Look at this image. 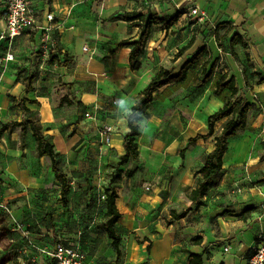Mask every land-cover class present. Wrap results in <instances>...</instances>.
Wrapping results in <instances>:
<instances>
[{
  "label": "crops",
  "instance_id": "1",
  "mask_svg": "<svg viewBox=\"0 0 264 264\" xmlns=\"http://www.w3.org/2000/svg\"><path fill=\"white\" fill-rule=\"evenodd\" d=\"M30 2L38 9L36 17L41 23H47L46 12H53L55 18L50 25L61 48L57 58L69 63L60 67L54 56L39 53L38 32L24 34L11 43L0 37V65L6 64L0 75V123L22 121L24 114L17 104L22 98L28 99L26 106L31 112L27 118L39 120L44 135L59 152L72 185L78 175L92 179L83 166L93 172L102 171V166L91 164L97 159L101 164L118 161L125 153L128 116L153 75L161 67L172 68L177 73L197 51L206 48L202 61L209 60L215 65L206 86L197 87L202 72L199 64L189 71L184 82L168 84L156 91L153 101L137 114L139 128L142 122L154 125L148 145L161 157L155 168L143 159L140 128L136 139L140 157L134 175L125 177L127 168L120 166L121 179L110 185L117 190L116 205L121 212L115 224L116 232L122 237L120 257L124 253L133 264H188L191 253H201L203 264H248L256 239L264 232V82L258 83L259 75L264 77V0ZM3 4L4 0H0V36L6 26ZM194 8L198 10L196 15L191 13ZM126 12L146 16L155 13L164 18L180 14L168 30L158 25L152 27L137 70L130 66L131 47L118 45L138 39L141 33L136 22L123 20ZM201 14L203 18L199 21ZM225 22H228L226 27L219 28L220 41L227 28L233 29L228 31L221 41L224 46L220 47L215 29ZM235 32L242 36L244 43L235 45L232 54L230 41ZM203 33L209 35L199 37ZM193 36L191 47L175 58L178 47L187 44ZM27 40H32V45L22 44ZM225 73L234 77L252 107L246 128L229 141L215 184L204 197L192 203L188 195L200 178L196 172L214 149L215 140L191 144L189 139L206 132L208 116L223 106L222 97L214 94V86ZM28 76H33V89L29 92L24 81ZM64 96L74 103L61 105ZM225 120L216 123L217 133ZM105 125L113 129L108 151L99 149L104 141ZM36 147L29 126L24 148L21 127L10 126L0 139V206L9 203L16 224L18 221L26 224L28 217H33L24 213L33 212L27 208L26 198L60 189L50 158L39 157ZM196 148L198 155L192 156ZM180 150L184 158L178 155ZM170 152L176 154L175 163L169 157ZM161 171L170 176L163 179ZM161 179L164 181L159 186ZM143 180V186L139 185ZM147 184L151 185L150 190L145 189ZM110 186L108 183L106 188ZM71 197L72 191L66 206L60 202L66 211L61 221L69 227L72 225L69 211H73ZM188 207L192 210L187 216L166 223L172 209L181 211ZM105 221L106 217L101 223ZM87 222L92 228L99 219L90 216ZM100 235L106 246L112 242L104 230H100ZM90 239L94 241L92 247L88 246L91 264H103L106 255L117 256L112 246L106 252L93 236ZM158 244L164 247V254L159 258L155 255ZM224 246H230L229 252H224Z\"/></svg>",
  "mask_w": 264,
  "mask_h": 264
},
{
  "label": "trees",
  "instance_id": "2",
  "mask_svg": "<svg viewBox=\"0 0 264 264\" xmlns=\"http://www.w3.org/2000/svg\"><path fill=\"white\" fill-rule=\"evenodd\" d=\"M180 17L179 13L174 14L171 17L164 18L160 17L155 13H151L148 16L138 13V12H126L122 15L123 20L136 22V26L139 27L141 33L138 39L130 42H119V46L131 47V51L129 53V61L132 70H137L141 67V62L139 61L140 57L146 52L147 41L150 38L152 27L154 25L160 26L162 30L170 29ZM226 23H220L217 25L215 29L216 38L219 40L220 47H223V43L221 42L228 31L232 30V27L227 28L225 33L223 34L222 40L220 41L219 37V28L226 25ZM224 26L223 28H225ZM53 39L55 40V45L50 49L49 57L54 56V59H58L57 54L61 51L60 44L58 42V38L56 33L53 34ZM195 36H193L190 41L183 45L179 51L175 54V58L180 57L187 49L191 47L194 43ZM14 41V40H13ZM243 38L238 33L235 32L230 41V50L232 54H234V47L237 44H243ZM38 52L42 53L40 48V43L38 45ZM206 52V48L203 47L199 51H197L177 72L174 73L172 68L161 67L157 73L153 75L151 80L142 90V96L139 100L132 106V112L128 116V127L129 130L126 132L124 136V147L125 153L121 156L120 165L126 164L128 162H135L140 157V150L138 142L136 141L137 137L140 135V128L137 124V121L140 119L137 115L139 112H143L148 105L154 99V93L168 84H180L184 82L187 78V75L190 70L196 68L199 64H201V76L197 83V87L206 86L213 75V71L215 68L214 64H210L209 60H203V54ZM55 53V55H54ZM202 61V62H201ZM54 63V60H52ZM58 66L65 67L68 65V60L61 61L58 59ZM26 82V91H31L33 87L31 83L33 81V76H28L24 78ZM264 77L259 75L258 83H263ZM214 94L222 97L223 106L216 110L214 113L210 114L207 119V130L204 133H199L194 137L189 139V143H197L202 141L206 144L211 138L215 140L214 149L208 153L205 158V161L201 168L196 172L200 175L198 179L196 187L190 192L188 195L190 201L195 203L200 200V198L204 197L212 187L215 182V178L218 176L223 167V158L225 153L229 149V141L230 139L236 137L239 131L243 130L247 126L248 121V113L252 107V105L245 98V94L242 90L238 88L236 85V81L234 77H228V74H222L215 82L214 86ZM28 99L22 98L18 101L17 106L22 110L24 114V118L22 121H9L5 123H0V139L3 133L10 127H21L22 133V148L25 147L26 144V131L27 126L33 132L34 138L37 142V155L39 157H49L52 163V171L54 172L56 178L60 183V202L66 206L68 204L69 196L72 191V179L69 174L64 169V164L59 152L56 150L54 143H52L43 133V127L40 124L39 120L34 118H27V114L31 112V110L26 106V101ZM74 102L68 98V96H64L61 99V105L67 104L72 105ZM226 119L222 125L221 131L219 133L216 132L215 125L218 121ZM181 157L184 158L183 150L180 153ZM123 170L119 169L118 173L112 176L109 186L118 182L122 177ZM136 170L127 168L125 170V177L130 178L134 175ZM104 201V207L106 209L105 217L106 221L101 223V229L106 232L108 237L112 240V247L115 249L117 256L121 255L120 244L122 241V237L120 234L116 232L115 224L121 218V212L119 211L116 205V198L118 197V193L115 187L110 186L106 188ZM200 205V202L197 203ZM192 210L191 207L183 209L181 211H176L174 209L171 210L170 215L171 218L166 220L167 224L172 223L174 220L181 219L188 215V213ZM4 219L0 216V246L4 249H8L13 243L14 239L10 236V230L4 226ZM60 237H56V239L52 240V242L44 243L40 240H30L26 239L27 244L25 247L30 253L33 255H40L43 257L45 263L48 264L49 257L47 254L41 253L38 247H50L55 243L57 239ZM62 239V238H61ZM68 243H76L81 246L83 250H85L89 256V247L81 243L80 241H69ZM150 248V244L148 245V250ZM29 260V258H28ZM38 260V259H37ZM29 262L28 264H30ZM38 264V262L33 263ZM188 264H203V257L201 253H191L190 260Z\"/></svg>",
  "mask_w": 264,
  "mask_h": 264
},
{
  "label": "rangeland",
  "instance_id": "3",
  "mask_svg": "<svg viewBox=\"0 0 264 264\" xmlns=\"http://www.w3.org/2000/svg\"><path fill=\"white\" fill-rule=\"evenodd\" d=\"M208 35V33H203L202 36H198L205 38ZM31 41L32 40H27V42H24L22 44H24L25 46L28 44L32 45ZM180 48L181 47H178V51ZM5 69L6 64L0 65V75L4 73ZM201 117L203 116L201 115ZM140 128H142L143 133L141 139L139 140L142 147L141 156L151 168H155L157 167V163L160 160L161 156L150 150L148 145L153 137L154 125H147L145 123L143 124L142 122L140 123ZM103 142L100 143L99 149L103 151L110 150V145L105 144V140ZM176 142L180 144L179 140H177ZM179 148L183 149L181 148V146ZM198 150V148L194 149L191 155H198ZM100 152L102 153V151ZM178 155L180 156V154ZM169 157L171 161L175 163L176 154L170 152ZM98 160L99 159H97V162L95 161L91 165H96L97 167L102 166V171H99L97 169L95 172H93L94 170H89L88 167L83 166V169L86 170L87 173L92 175V179H83L82 175H78L74 180V184L72 185L73 187L71 197L73 202V211H69V217L72 219L71 227L65 225L60 218L61 215L66 212L64 211V207L59 200L60 189L59 191L58 189H53L52 192L47 195H38L26 198L27 208H31L33 210V212H24L33 215L32 218L28 217L26 224H24V222L22 221H18V224H16L12 214L9 211L11 210V206H9V203H6L7 205L5 204V206H0V216H2V218L5 220L3 224L6 228H8V230H10V236L14 239L13 243L8 249H4L2 246H0V264H21L20 259H18L17 257L19 255V250L22 247H25V245L27 244L25 234H28L29 238H31L32 240H40L44 243H51L52 240L56 239V237H60L65 242H69L71 240L80 241L81 243L90 247H92V242H94L92 239H90V236H93L97 241H99L100 245L104 248L103 250L107 252V249L112 246V243H109L108 246H106L100 238V230H102L101 220L105 218V210L103 205L104 202L102 195L103 193H105L106 186L108 183H110L112 176L118 173L120 166H122L123 168H131L136 170L138 166V161L128 162L126 164L120 165L119 162L121 158H119L118 161H111V163L108 164L105 162L101 164ZM160 173L163 179L170 176L169 174L163 173L162 171ZM163 181L164 180L161 179L159 186L163 184ZM144 182L145 181L143 180L139 183V185L143 186ZM15 202L13 204H15ZM17 205L18 204H16V206ZM13 214L17 215L15 211L13 212ZM90 216L99 219V223L94 225L92 228L89 227V223L87 222ZM25 218L26 216L24 215L23 221H25ZM14 226L16 227V229L13 228ZM91 232H94V234L90 235ZM136 240L137 242L141 243V240H139V238H136ZM163 254L164 247L158 244L155 247V255L157 258H159ZM107 257H109V259ZM41 258L43 257H40V255H38V264H46L44 259ZM103 258V264L135 263L134 261H131L126 256H124V253L121 257L116 256L115 258H112L110 257V255H106Z\"/></svg>",
  "mask_w": 264,
  "mask_h": 264
},
{
  "label": "built area",
  "instance_id": "4",
  "mask_svg": "<svg viewBox=\"0 0 264 264\" xmlns=\"http://www.w3.org/2000/svg\"><path fill=\"white\" fill-rule=\"evenodd\" d=\"M198 10L194 8L191 13L196 15ZM38 9L31 4L30 0H4L2 8V17L5 21V31L1 34V38L9 40L11 43L15 38L24 34H31L38 32L40 38V48L44 55H49L50 49L55 45L53 39L54 30L50 25L55 18L53 12L45 13L47 23L39 22L37 20ZM203 14L198 17L202 21ZM87 49V48H85ZM10 56V55H9ZM8 56V57H9ZM113 129L109 125H105L102 129L105 143L110 145ZM151 185L145 186L146 190H150ZM105 199V195H102ZM25 238L30 240L28 234ZM256 246L248 258V264H264V232L259 234L256 239ZM37 249L47 254L49 257L48 264H91L88 260V254L81 248L79 244L68 243L65 244L61 238L57 239L50 247H38ZM224 252H229L230 246L223 247ZM18 259L21 264L36 263L38 257L32 255L26 248H21L18 253ZM29 258V260H28Z\"/></svg>",
  "mask_w": 264,
  "mask_h": 264
}]
</instances>
